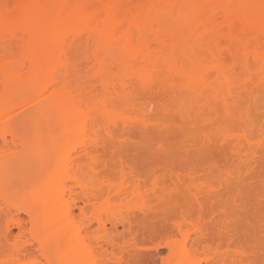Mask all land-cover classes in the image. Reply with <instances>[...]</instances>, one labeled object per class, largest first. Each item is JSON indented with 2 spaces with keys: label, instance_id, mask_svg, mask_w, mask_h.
I'll return each mask as SVG.
<instances>
[{
  "label": "bare ground",
  "instance_id": "1",
  "mask_svg": "<svg viewBox=\"0 0 264 264\" xmlns=\"http://www.w3.org/2000/svg\"><path fill=\"white\" fill-rule=\"evenodd\" d=\"M10 2L0 0V204H5L4 209H0V223H3L0 236L8 241L13 237L14 229L17 235L28 233L37 244L36 250L43 255L50 247L56 248L64 243L59 256H46L47 264H97L98 257L104 263V254L108 250L120 248L118 236L132 233L137 219L141 215L145 218L150 215V206L153 205L150 199H156L161 206L165 205L167 198L164 190L161 195L154 190L152 196L147 194L146 197L139 180H133L132 176L125 178V164L116 157L122 152L116 153L120 140H129L138 128L140 132H148L151 124H145L150 121L148 118L144 120L148 117L144 115L146 112L140 111L137 115V118L144 116L143 124L138 119L140 125L120 118L116 113L126 110L122 111V104L132 101L130 97L136 99L140 93L154 94L159 90L172 92L171 95L176 91H186L194 96L207 93L215 99L227 97L233 103L242 95L253 94L256 96L255 109L264 110V0ZM200 109V113L192 108L190 111L210 116L205 107ZM184 112H187L186 117L191 114L189 109ZM231 112L230 109L227 111V117L231 122H240L238 129L242 133L235 132L239 133L236 135L233 129L225 131L226 126H219L218 132L224 127L220 131L224 130L223 134L220 133L224 136L221 135V146H228L232 164L235 166L236 163L239 171L252 170L264 150V121L257 125L255 118L245 115L248 119ZM196 113L192 116H197ZM262 113L264 115V111ZM130 114L126 117L128 120ZM180 116L183 118L182 114ZM16 118L22 121L21 125H18L21 121L16 124ZM163 126H157L158 131H167L168 126L165 130ZM249 129L256 137L262 135L257 140ZM28 135L32 136L31 140L36 137L31 141ZM255 140L257 144L254 146L252 141ZM44 141L49 144L40 154L44 159L40 160L43 169L41 166L37 170V176L33 173L26 176L28 180L25 177L20 178L22 181L15 179L19 174L17 169H21L28 159L26 156L32 154L28 161L41 157L37 148L41 146L37 145ZM122 142L121 145L125 144ZM116 143L117 147L113 145ZM31 147L36 149L32 152ZM108 149L118 150H111V157L106 160L103 158L107 157L105 153L109 154ZM230 152L227 153L230 155ZM110 158L120 163L113 164ZM11 165L16 168L12 170ZM9 169L12 174L8 173ZM111 170H116L114 172L118 173L112 171L113 174H120L123 182L115 185V178L110 177L113 175L109 173ZM107 172L110 176L106 175ZM188 177L186 188L201 213L203 198L217 196L215 190H222L223 185L229 188L232 179L228 173L223 181L210 184L202 181L204 184L201 182L197 188L201 178L195 173ZM179 178L175 177L176 183L184 182ZM173 182L174 187V179ZM183 184L184 187L186 182ZM141 189L143 198L140 197L142 193L139 194ZM23 190V201L19 203L16 199ZM26 193L31 197L26 199ZM202 193L207 196L202 197ZM134 196H138L141 202ZM102 199L107 204L113 201L123 205L137 199L141 206L137 213H123V205H119L121 209L106 206L105 212H95L101 208ZM75 206L81 212L79 224L75 221ZM90 208L95 213L92 210L91 217L88 215ZM158 210L156 212L161 213L160 208ZM202 215H198L199 221ZM212 220L210 224L213 225L215 218ZM199 221L190 219L186 226L175 223L173 234L181 236L182 242L169 245L168 264L251 262L252 259L246 260L243 254L245 259L239 257L237 260L238 256L229 258V255L222 256L219 248L212 249L209 233ZM220 226L225 232L227 226ZM10 254L19 261L32 256L33 251L17 245ZM135 254L133 250L127 251L124 264L135 263L132 261ZM5 255V246L0 241V259ZM117 262L123 264V257Z\"/></svg>",
  "mask_w": 264,
  "mask_h": 264
},
{
  "label": "rangeland",
  "instance_id": "2",
  "mask_svg": "<svg viewBox=\"0 0 264 264\" xmlns=\"http://www.w3.org/2000/svg\"><path fill=\"white\" fill-rule=\"evenodd\" d=\"M9 1L14 3L15 0H9ZM155 92L156 93L154 94L140 93L141 95L138 94L136 99L130 97V99H133L132 101L129 100L126 102V104H122L124 106L122 111H124L125 108L129 113L127 114L125 110L124 111L125 113L122 112L124 115H121L122 113H120L121 111L120 109H118L120 111L116 113L117 115H120L118 117L124 118L127 121H131V122L135 121L133 123L136 124L139 123L140 125L141 122L139 120H141L142 121L141 124H143L142 119L144 118V116L143 114H141L143 118L141 116L137 118V115H140L141 112L143 113L146 112V114L144 115H147L148 117H145L144 120L150 119V121L149 122L145 121V124L147 125L151 124L148 126V127L151 126L150 128H148V132L145 133L144 130L140 132L139 130L140 128H138L139 131L137 129L136 130L139 133L137 131L135 133V131L133 130L135 134L132 137H130L129 140L127 138H126L127 140L122 139L120 140L119 145L117 143L113 145L119 146L118 147L119 151L116 152L117 155L122 151L120 153L121 155L119 154L118 156L116 155L115 156L117 158H121L119 160L122 161L123 165L125 164V166L123 167L124 173L125 172L127 173V174L125 173L126 174L125 178L132 176L133 180L134 178L135 180H139L138 182H140L141 184L140 187L142 188L143 186V190L145 191V196L147 194L148 195L150 194V196H152L154 190H155L154 193H156V191L160 193L161 191L164 190L163 192L166 194L164 195L167 196L166 203L165 205L162 204L164 207L162 205L160 206L157 202H155L156 200L155 198H154L155 200H153L152 198L150 199L149 196L148 198L150 199V204L151 201L153 203V205L150 206L152 207V212L150 213V215L147 216L146 218L141 215V218L137 219L138 220L136 221L137 224H135V229L133 230V232L130 233L131 235L127 234L128 232L119 235L118 241L119 244L121 245L120 248L114 251L108 250V252L104 254V263L100 261L101 257H98L99 261L97 262V264H118L117 259H119L121 256L123 257V264H124V259H126V252L132 250L137 253L135 254L137 257L134 256V258L132 259V261H134L135 263L132 264H168V262L170 261L169 245H171L172 243H177L178 245H180L182 242L181 236H179L177 233L176 235L173 234L175 233L173 232L175 231L174 229L175 223L181 222L186 226L188 225L190 219L192 220V222L199 221L200 216L198 217V215L200 214L203 215L199 223L209 233L208 237L210 238L212 249L219 248L220 251L219 253L223 254L222 256L227 255L228 257L229 255V258L233 257V259H235V257L238 256L237 257L238 260L240 259L239 257H242L243 259V255H245V257L247 258L246 260L252 259L249 260L251 262L248 261L249 263H247V261H244L245 262V263L243 262L244 264H264V228H263L264 219L262 218L264 216V197H263L264 196V150L262 149V153L258 156L259 159L257 158V162H256L257 165H255V168L253 167L252 170L245 169L246 171L242 170L241 172L237 169L236 163H235L236 167L233 165L234 163L232 164L233 158L231 157L232 155L230 150L229 149L227 150L228 146L227 147L225 145L223 147L221 146L222 145L221 138L224 137L222 135L224 133V130L225 131L234 130L233 134L236 135L237 134L239 135V133H235V132L241 131L242 133V130L238 129L241 126L240 122H236L233 120H232L233 122H231V119L227 117L226 113L229 109L230 111H232L231 113H238L239 114L238 116L244 115V117H246L245 115H248L249 117L255 118L254 122L255 120H257L256 122L258 124L255 122L257 125L263 123L262 121H264L263 120L264 115L262 112L264 110L259 109L258 111L260 112H258L257 111L258 108L256 107L255 109L254 99L256 98V96L253 94L242 95L239 98L235 99L233 103L229 99L227 100V97H224L226 98V101L224 100L223 97H218L217 99H215L214 97L212 98L210 97L211 95L209 93L208 95L210 96H207V93H203L200 94L199 96L197 95L198 96L197 97L192 95L191 93L190 95L186 91L181 93H178L176 91V93L174 92L175 93L174 95H171L172 92H170L169 94V92L167 93L166 91L164 92L160 90L158 92L157 91ZM205 94L206 96H203ZM201 107H205V112L207 114L209 113L210 116H206V115L200 116L199 115L200 110L202 111V109H200ZM191 108L193 110H197L199 113L198 112L196 113V111L195 113L198 114L199 116L198 115L192 116L195 113H193L194 112L193 110H192L193 112L190 111ZM186 109L187 110L189 109V113H191L188 117L184 115L187 113L184 112V110ZM32 110H30L29 113ZM254 110H256V112ZM130 111L133 112L134 114L132 113L130 114ZM126 114L127 116L129 114L131 115L128 117L130 118L129 120L126 118L127 116L125 117ZM181 114L183 115V118L185 117L187 119L183 120V118L180 116ZM249 117L248 119H250ZM17 118L15 119L16 124L18 121L19 122L21 121V120H17ZM206 119H209V122H206L207 121ZM227 119H229L230 123H228L229 121ZM225 120L230 125H228L225 122ZM203 121H205L206 123H204ZM209 123L210 125H208ZM216 123L218 124L220 123V124L218 125ZM237 123H239V125ZM21 124L22 121L20 124L18 123V125ZM161 124L165 125L166 127L168 126V129ZM159 125L160 127L163 126L164 127L163 129L164 130L167 129V131H164L162 129V131L164 132H161L160 130L161 128H159L160 131H158L157 126ZM187 125H190L191 127ZM219 126H224V127L226 126L225 127L226 129L223 127L224 130L220 132L223 129L222 127H220L221 129H219L220 131L218 132V130L216 129L219 128ZM241 128H243V126ZM249 130L251 132L252 129ZM34 131H32L33 135L35 134ZM132 134H130V136ZM186 134H190V135L187 136ZM252 134H253V130H252ZM29 135L28 138L30 137ZM253 135L256 137V134ZM259 135L262 134H257V137H259ZM31 137L29 138V140H31ZM35 137L33 138L35 139ZM56 138L58 140V137ZM121 141H124L122 143L125 144L121 145ZM254 143L257 144L256 140L255 142L252 141L253 145ZM48 144H49L48 141H44L42 145H37V146H41V147H37L39 148L38 149L39 155L42 152H44V148L47 149ZM33 148L34 147H31L32 152L33 150L36 149V147L34 149ZM108 150H109L108 151L109 154L107 155L105 153L107 157H104L103 159L106 158V160H109L108 158L109 156L111 157L110 155L111 150L114 151L113 149L111 150L108 149ZM227 152H230V155ZM31 156L32 154L26 157H28L29 159ZM40 156H41L40 158H37L35 160L34 157L33 161H28V159L25 160V164L23 163V165H21V169L20 167L17 169V171H19V174L22 172V174H20L21 176L17 173V177L15 179H20L25 177L24 179L28 180L29 177L26 178V176L32 173L37 176L38 174L37 170L41 169V166L42 169L44 167L43 164L41 165L42 162L40 161L41 159H43V157L42 155ZM119 160H117L118 162L111 160V162L120 163ZM21 161L23 162V160ZM228 165L230 166L228 167ZM11 166H12L11 169L13 168L12 170L16 168L15 166L13 167V165ZM112 171L114 172L116 170L109 171V173H111L110 175L113 174ZM9 172L11 173L10 169L8 173ZM25 172L27 173L25 174ZM191 172L195 173L196 176H199V179L201 178L200 182L199 181L197 182L199 184H196L197 188L200 187L199 185L202 181L205 182L206 184H210L216 181L220 182V180L224 179V177H226L228 173L231 174L232 183L230 182L228 184V186H230L229 188L223 185L222 190L221 188L216 189L215 191L216 192L218 191L217 196L213 195L212 197L210 196L211 198H209L205 193H202V197L207 196L208 198L207 197L203 198L202 205L204 208L203 211L201 210L202 211L201 213L197 202L195 201V199L192 198L190 192H188V189L186 188V186H188L187 183L189 182L188 175L192 174ZM244 172H247L245 173L246 175L244 174ZM109 173L107 172L106 175L110 176ZM114 173H118V172H114ZM248 173L250 175H248ZM162 176L164 177L162 178ZM110 177L115 178L113 179L115 180L113 181L115 185L120 184V182H123L122 180L123 178L120 174H116V176L115 174H113ZM175 177L176 178L180 177L179 179L180 180L183 179L187 185L185 184V186L183 187L184 182L182 181L183 182V183L181 182L182 186L179 187V185L181 184L176 183ZM237 177H239L240 180H238ZM173 179L175 181L174 187H173V183H174ZM20 180L22 181V179ZM21 181H17V182L20 183ZM234 181L237 183H235ZM143 190L139 192V194L142 193L140 195V197L142 196L141 198L144 197ZM23 193L24 190L18 194L19 197L16 200H19V203L23 201L22 198L24 196ZM159 193L158 195L162 194ZM25 196L26 199L31 197L30 194L27 193ZM134 197L137 198L138 196H134ZM134 197H132V199ZM130 199L127 201V203L130 201ZM137 199L131 200L133 202L129 203L128 205H125V202L123 205V203L119 204L118 202H113V201L107 204L106 203L107 201L105 199H102V201L100 202L101 208H98V210L95 212L98 213L105 212L108 209V207L106 208V206H110L109 207L110 209L115 206L123 205L122 206L123 209H121V207L119 206L121 211H123V213L129 211H134L135 213H137L138 207L141 206L139 204V202L141 201L138 199L139 200L138 202ZM145 200H147V198ZM0 202L2 203V201ZM77 204H78L77 206L79 207L81 206V204L79 203ZM147 204L149 205V203ZM1 205L2 204H0V206ZM4 206L5 204H3V206H1L0 209H4ZM79 207L76 208L75 206L74 209L75 215L77 217V219L75 220L77 224H79L80 220H82V217H80L81 214L80 208L82 206L80 208ZM158 207L160 208V212H161V213L158 212L159 214L156 212L159 209ZM161 209L163 210L161 211ZM92 210L93 209L88 211L89 217H91ZM93 214H95L94 210H93ZM156 215H160V216H156ZM153 216L156 217L154 218ZM214 218H215L214 222L217 221L218 224L213 222L212 225L210 224L211 223L210 220L212 219L214 220ZM0 222H2V220ZM1 224L3 223H0V225ZM214 224L216 225L214 226ZM222 224L227 226L225 232L222 231L224 229L220 230L221 229L220 225ZM216 226H219L218 227L219 229H217ZM13 234H14L12 235L13 237L10 238L8 241H4L0 236V241L5 246V250L7 252V255L1 257L0 264H47L46 261L48 257L46 256L55 257L56 255L59 256L60 253L63 252L61 247L64 246V243L62 244L63 246L59 245L56 246V248L53 246L52 248L50 247L43 255L38 250H36L37 244L31 239L28 233L27 235H25V233L24 235H17L18 233L16 229H14ZM17 245L19 246L22 245L32 249L33 255L25 258H21L19 261L15 260L10 253L13 252L14 247Z\"/></svg>",
  "mask_w": 264,
  "mask_h": 264
}]
</instances>
